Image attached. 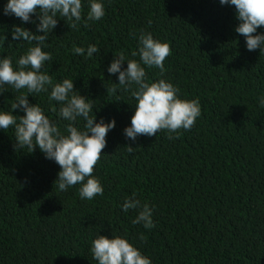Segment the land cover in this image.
<instances>
[{
	"label": "trees",
	"instance_id": "1",
	"mask_svg": "<svg viewBox=\"0 0 264 264\" xmlns=\"http://www.w3.org/2000/svg\"><path fill=\"white\" fill-rule=\"evenodd\" d=\"M101 2L105 15L89 27L82 19L74 29L57 17L42 49L52 60L42 71L54 83L73 80L93 105L96 122L115 120L93 173L103 195L81 199L79 184L60 191L54 183L59 165L38 148L14 150V129H0V264H97L90 247L98 234L127 239L152 264H264V53L246 49L234 31L235 7L219 0ZM6 3L0 0V57H12L15 66L32 45L13 41L12 26L43 33L36 30L35 14V23L4 15ZM82 6L86 18L89 0ZM141 31L171 47L162 76L142 65L148 82L162 78L180 90L179 98L199 99L200 117L191 130L180 129L179 138L168 139L164 130L133 142L123 134L136 101L118 85L110 91L118 73L107 68L120 53L139 60L131 53ZM90 44L99 49L91 58L72 52ZM16 95L11 88L0 94V111H11ZM28 101L63 131L68 121L47 93ZM133 193L152 209L153 228L134 225L137 212L122 210Z\"/></svg>",
	"mask_w": 264,
	"mask_h": 264
},
{
	"label": "clouds",
	"instance_id": "2",
	"mask_svg": "<svg viewBox=\"0 0 264 264\" xmlns=\"http://www.w3.org/2000/svg\"><path fill=\"white\" fill-rule=\"evenodd\" d=\"M219 3L235 7V18L239 23L234 31L244 37L246 49H259L260 53H264V33H257V29L264 28V0H219ZM82 7V0H7L3 7L4 15H13L23 23H35L31 19L35 14L38 20L36 30L43 34L38 35L22 26H12V40H23L32 46L19 56L15 66L12 57H0V94L7 88L19 93L10 105L11 111H0V129L5 132L9 128L14 129V150L27 147L31 153L38 148L46 159L59 165L54 183L60 191H67L79 184L80 198L92 200L104 192L93 173L107 145V133L115 127V120L105 123L101 118L96 122L93 105L75 90L73 80L63 79L54 83L52 76L42 71L45 63L52 60L51 53L42 49L57 26L58 16L71 22L69 26L75 29L82 19L84 26L89 27V21H98L105 15L101 0H89L86 18L82 17ZM98 51L95 44L88 45L87 49L78 46L72 49L74 54L87 58ZM170 55L169 43L141 31L138 49L131 53L139 60L127 59L120 53L107 68L109 74L118 73V83H113L110 91L115 93L118 85L124 91L131 92L136 101L130 126L123 129L125 137L133 142L138 136H156L164 130L168 132V139L179 138V130H191L201 115L198 98H179L180 90L162 78L148 82L143 66L158 68L162 76L165 72L164 61ZM124 61H127V67L122 69ZM40 93H47L49 101L59 105L58 116L68 121L63 131L39 105L29 103V95ZM259 104L264 107V97L259 99ZM13 110L22 111L24 115H13ZM52 111L56 112V108L53 107ZM78 120L84 122L82 129L76 126ZM172 133H176V136L173 137ZM125 146L129 153L133 152L132 146ZM121 208L125 212H137L132 220L134 225L140 224L145 229L155 226L152 209L147 203L142 204L135 193L124 199ZM140 239L143 241L146 237L141 234ZM90 252L97 264H152L147 256L120 236L108 238L98 234L91 242Z\"/></svg>",
	"mask_w": 264,
	"mask_h": 264
}]
</instances>
